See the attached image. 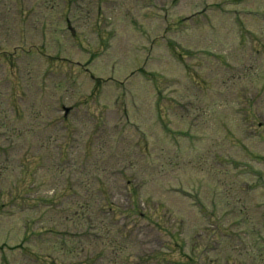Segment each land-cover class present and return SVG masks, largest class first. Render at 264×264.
I'll use <instances>...</instances> for the list:
<instances>
[{
	"label": "rangeland",
	"instance_id": "1",
	"mask_svg": "<svg viewBox=\"0 0 264 264\" xmlns=\"http://www.w3.org/2000/svg\"><path fill=\"white\" fill-rule=\"evenodd\" d=\"M222 2L0 0V123L11 137L0 140V145L10 148L6 165L0 162V264H84L86 260L104 264L107 258L109 264H144L143 250L158 245L149 241L142 245L145 232L133 230L130 237L117 233L124 220L121 215L102 221L100 226L107 224L106 228H100L91 241L84 236L87 220L84 209L72 203L75 197L52 205L65 195L56 193L68 181L74 188L86 187L88 196L81 194V201L90 202L96 183L101 182L115 203L125 207L130 201L123 196L126 186L121 173L134 176L136 170L142 171L147 193L160 190L159 197L164 195L187 212L182 230L187 253L195 243L188 236L190 227L209 225L210 217H196L191 198L177 189L184 185L202 193L200 202L207 204L209 212L212 193L218 195L214 218L225 220L231 230L221 240L205 233L204 241H211L213 247L205 252L201 244L199 251L205 257L210 253L213 262L201 264H226L230 255L239 264V253L263 247L259 234L264 229V207H260L264 187L262 191L242 188L251 177L237 175L234 168L240 173V164L249 155L264 153V90L259 98L251 97L263 87L264 79L257 76L264 71V46L259 48L262 56L253 60L250 44L257 33L256 42L264 45V23L242 17L245 27H239L236 18L214 6ZM261 5L264 0H237L228 9ZM59 41L69 60L49 64ZM172 42L178 49L171 47ZM39 46L45 47L44 55L31 50ZM82 46L90 48L91 54L95 51L96 59ZM97 51L101 56H95ZM186 51L192 55L176 58ZM215 55L222 59L216 60ZM51 67L54 71L49 72ZM151 73L160 75V85H155ZM97 77L103 81L98 88ZM16 94L21 97L16 99ZM170 98L180 104L173 102L169 109ZM247 98L254 100L253 106ZM63 104L70 109L68 114ZM248 107L260 122L245 125L241 113ZM158 108L176 132V142L164 139L166 127L159 121ZM184 133L187 139L180 136ZM61 146L69 153L65 158ZM227 157L234 161H225ZM24 158L31 164L42 163L35 174L40 188L31 192L29 179L24 184L19 179ZM257 169L264 180V165ZM20 183L32 208L13 202L19 193L13 195V188ZM8 203L10 209L4 210ZM68 216L73 221L65 222ZM153 217L158 219V213ZM145 224L139 220L137 226ZM201 236L195 234L193 241L199 242Z\"/></svg>",
	"mask_w": 264,
	"mask_h": 264
}]
</instances>
